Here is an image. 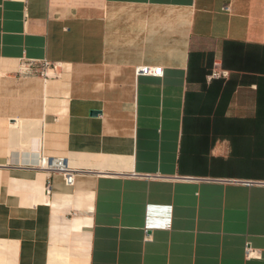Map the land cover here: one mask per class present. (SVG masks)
Masks as SVG:
<instances>
[{"label":"crops","instance_id":"obj_1","mask_svg":"<svg viewBox=\"0 0 264 264\" xmlns=\"http://www.w3.org/2000/svg\"><path fill=\"white\" fill-rule=\"evenodd\" d=\"M0 264H264V0H0Z\"/></svg>","mask_w":264,"mask_h":264},{"label":"built area","instance_id":"obj_2","mask_svg":"<svg viewBox=\"0 0 264 264\" xmlns=\"http://www.w3.org/2000/svg\"><path fill=\"white\" fill-rule=\"evenodd\" d=\"M225 11H231L230 5L224 6ZM61 64L59 62H52L47 59L37 60L29 59L22 61L21 73L25 75H39L45 79L49 77L50 70H57L60 68ZM137 75H147V76H163L164 69L162 66H151V65H141L135 68ZM226 74V71L214 70L213 77H221ZM40 166L43 169L49 171H59L61 172L68 184L72 185L75 182V171L67 165L65 159H51L47 157H42L40 160ZM159 177V176H158ZM50 182L47 185L48 192L51 191ZM247 255L248 257H260L261 251L253 248L250 244L247 245Z\"/></svg>","mask_w":264,"mask_h":264},{"label":"water","instance_id":"obj_3","mask_svg":"<svg viewBox=\"0 0 264 264\" xmlns=\"http://www.w3.org/2000/svg\"><path fill=\"white\" fill-rule=\"evenodd\" d=\"M92 113H93V114H98V113H100V110H93ZM65 162H66V160H65Z\"/></svg>","mask_w":264,"mask_h":264},{"label":"bare ground","instance_id":"obj_4","mask_svg":"<svg viewBox=\"0 0 264 264\" xmlns=\"http://www.w3.org/2000/svg\"><path fill=\"white\" fill-rule=\"evenodd\" d=\"M47 157V156H46ZM68 165V164H67Z\"/></svg>","mask_w":264,"mask_h":264}]
</instances>
